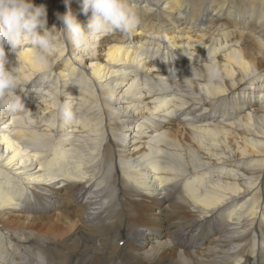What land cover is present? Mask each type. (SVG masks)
Here are the masks:
<instances>
[{
    "label": "bare ground",
    "instance_id": "obj_1",
    "mask_svg": "<svg viewBox=\"0 0 264 264\" xmlns=\"http://www.w3.org/2000/svg\"><path fill=\"white\" fill-rule=\"evenodd\" d=\"M235 1L131 0L138 41L121 35L81 51L61 40L46 63L30 48L19 53L24 109L0 111L3 259L264 264V0ZM241 16L255 27L251 41L210 61L220 22ZM195 18L203 25L191 46L154 35L156 24ZM168 45L191 54L177 79L157 73ZM28 91L37 92L32 106ZM42 204L56 219L36 217ZM153 208L165 219L146 237ZM217 222L212 245L198 249Z\"/></svg>",
    "mask_w": 264,
    "mask_h": 264
},
{
    "label": "clouds",
    "instance_id": "obj_2",
    "mask_svg": "<svg viewBox=\"0 0 264 264\" xmlns=\"http://www.w3.org/2000/svg\"><path fill=\"white\" fill-rule=\"evenodd\" d=\"M71 2L63 0L66 11L55 13L58 23L49 27L45 5L34 0H0V111L24 109L18 95V55L25 47L31 49L35 62L46 63L61 40L84 51L103 36L130 35L139 24L131 0H77L79 13L72 11ZM78 14L86 17L85 23ZM60 114L66 122L73 119L71 107H63Z\"/></svg>",
    "mask_w": 264,
    "mask_h": 264
},
{
    "label": "rangeland",
    "instance_id": "obj_3",
    "mask_svg": "<svg viewBox=\"0 0 264 264\" xmlns=\"http://www.w3.org/2000/svg\"><path fill=\"white\" fill-rule=\"evenodd\" d=\"M239 1H241V0H239ZM249 1H253V0H249ZM254 1H257V0H254ZM34 2L37 5L43 4V5L46 6L47 13H48L47 15H48V18H49L48 19L49 20L48 21L49 25H53V24L58 23V21L56 20L55 13H57V12L64 13L65 10H66L65 5L63 3V0H34ZM74 3L78 4L77 0H72L70 6L72 7ZM234 3L236 5H238L239 2H238V0H236ZM140 4H143V3H140ZM230 18L220 22L219 30H218L219 31L218 32V38H219L218 41L208 45V49H207L206 53H208V55H209L208 59L210 61H214V59L215 60H220L222 55L227 50H229V49H231L232 47L235 46V45H233L235 42H239L242 47H245V46L248 45V42L251 41L250 40V36H251L250 33L253 30H255V27L250 22L249 23L247 22V16H241L240 18L239 17H230ZM242 19H243V21H240ZM202 25H203V22L199 21V19H197V18H195L192 21H186L185 23H176V24L163 23V24H160V25L156 24L154 28H157V29L154 30V35H156L157 30H161V35H162V37L164 39H167V37H169V35H171L173 33H174V35H181L182 36L181 39L184 42H187L188 45L191 46V45H193V41H194L195 36H196V34H197L198 30H199L198 28H200ZM157 26H159V27H157ZM178 30H181V31H178ZM137 32H138V29H137ZM175 32H176V34H175ZM121 35L122 34H120V33H117V34L116 33H112V34H109V35H106V36H103V37L97 39V42H99L101 45L102 44H109V43H111L112 40H114V38H119V37H121ZM183 35L187 36V37H183ZM138 37H139L138 33H131L129 35V38H127L125 36L124 40H126V42L129 44L133 40L134 41L140 40V39H138ZM184 38H186V39H184ZM246 38H247V40H246ZM181 39H179V42H180ZM246 41H248V42H246ZM203 42L207 43V40L204 39ZM227 44L228 45H232V46H226ZM170 46L168 45L163 50V56L160 59L161 69H159L158 72L157 71L156 72L157 73H162V74H164L166 76H169L170 78L177 79V78H179L181 76L182 67H184L188 63L191 54L190 53H186V55L183 56L182 54H184V53H182V54L178 55L176 53L177 51L175 49L171 50L169 48ZM97 50H99V47L97 48ZM100 50H101V48H100ZM166 53H168V54H166ZM173 56H175V58H176L175 61L173 60ZM84 67H86V66L84 65ZM251 88H252V91H253L254 87H252L250 85L248 86V90H246V91H251ZM254 92L256 93V95H258L262 91L261 90H256ZM36 93L37 92L28 91L27 95L30 96V98H28V99L31 100V103H30L29 106H32L35 103V101L32 98L35 96ZM3 124H4V121L0 122V126L3 125ZM170 128L173 129V128H175V126H171ZM42 206H43V210H41L39 212L40 214L38 216H36V217H39L40 219L42 218L41 220L45 221V222H47L48 220L56 219V217H57L56 214L57 213H56L55 207L53 205L52 206L51 205L48 206V205L42 204ZM156 211H157V208H153L150 211H146V216H147L148 221L151 220V221H149V224H145V228L143 230V234L145 236L147 235L146 237H149V236L152 237L153 235H156V234H158L160 232L161 226H160L159 221L160 220H164L165 218L156 215L155 214ZM220 228H221V226H220V224L218 222L217 223H213L212 224V229L209 232H206V234H204V235H202L201 237L198 238V241H200V247H198V249L199 248L203 249V248H205V246L207 247V246L212 245L211 242H213L212 240H213L214 237H216V235H217V233H218ZM9 230L10 229H8L6 232L9 233L10 232ZM216 230H218V231L216 232ZM189 239L190 238H188L186 243L189 241ZM210 239H212V240H210Z\"/></svg>",
    "mask_w": 264,
    "mask_h": 264
}]
</instances>
